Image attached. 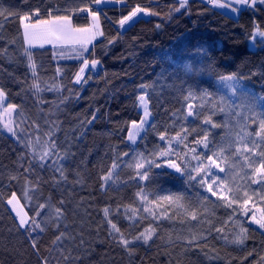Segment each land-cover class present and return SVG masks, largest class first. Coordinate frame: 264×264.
<instances>
[{
    "label": "trees",
    "instance_id": "16d2710c",
    "mask_svg": "<svg viewBox=\"0 0 264 264\" xmlns=\"http://www.w3.org/2000/svg\"><path fill=\"white\" fill-rule=\"evenodd\" d=\"M122 1L121 5L96 8L91 0H0V8L7 10L0 16V87L7 93L6 103L19 106L18 121L28 137L47 140L51 132L61 155L69 148L72 153L62 162L66 180H60V173L52 168L33 166L26 171L31 161L28 144L0 129V264H264V230L251 222L253 201L260 200L257 209L264 210V189L250 182L245 175L250 170H243L239 161L234 160L231 178L241 185L242 197L245 191L254 197L245 211L226 207L217 197L199 203L210 194L195 182L185 183L186 177L167 167L153 166L152 178L145 182L134 178L133 169L121 163L118 176L107 184L102 180L117 154L128 152L129 156L122 158L127 162L133 150L149 156L164 146L151 127L136 144L127 139L132 122L142 118L141 95L149 101V125L154 124L158 131L166 129L170 136L180 131L183 123L182 115L174 117L173 113L181 114L187 103L202 106L204 115L215 111L212 119L225 123L224 113L202 100L199 92L185 99L189 86L213 93L217 78L233 74L264 98V41L250 45L256 30L264 31V5L243 8L237 17H231L205 0H187L186 9L180 11L174 10L179 7L177 0ZM136 6L156 14L139 18L120 31L118 21ZM37 8L42 18H47L49 9L53 14H69L75 27L89 26V13L79 9L91 8L100 13L103 35L94 39L87 51L80 47L76 52L66 47L30 49L34 75L20 21L8 17V12L22 16ZM83 59L99 63L95 70L87 71L86 83L77 84L74 79ZM184 65H190L192 72H185ZM34 83L40 91L33 88ZM199 124L196 120L183 126L197 128ZM225 130L223 126L212 130L216 141L225 136ZM246 130L259 139L254 136L259 130L254 122H249ZM195 135H189L186 143ZM173 148L187 151L183 144H173ZM197 150L207 151L202 147ZM140 188L150 199L183 194V203L196 208L198 220L184 216L183 209L168 201L142 205L136 196ZM25 192L30 199L25 198ZM13 193L29 217L37 204L50 206L37 217L44 231L18 229L6 204ZM52 206L63 209L59 219H54ZM144 206L150 211L144 212ZM106 207L108 218L126 237L131 239L151 225L156 229L153 239L147 245L137 242L125 249L118 243V235L111 232L103 211ZM132 209L137 210L134 220L128 218ZM165 212L172 219L165 218ZM241 227L247 229L246 239L235 243ZM215 228L222 231L217 233ZM193 234L197 239L189 244Z\"/></svg>",
    "mask_w": 264,
    "mask_h": 264
},
{
    "label": "snow or ice",
    "instance_id": "6c2138e0",
    "mask_svg": "<svg viewBox=\"0 0 264 264\" xmlns=\"http://www.w3.org/2000/svg\"><path fill=\"white\" fill-rule=\"evenodd\" d=\"M91 2L96 5H101L109 2V0H91ZM115 2L121 3L122 0H115ZM177 3L179 4V7L174 9L175 11H180L181 8L186 9L187 0H177ZM209 3L213 6L231 9L232 12H239L241 8L255 9L258 4L264 5V0H225L223 3H221L220 0H209ZM5 11L7 10L0 8V16H4ZM79 11H86L91 16L92 24L89 27H74L71 15L53 14V9H49L47 11V18L41 17L39 8L29 13H25L22 16L18 13L8 12V17L16 16L22 25L23 37L25 44L27 45L25 48V54L34 75L36 66L32 61V54L29 51V48L35 46L37 43H39L41 47H43L44 44H52L54 47L57 44H77L83 51H87V45L91 44L96 36L103 35V32L100 30V13L92 10L91 8H83L79 9ZM142 12L145 14H156L149 12L145 8L136 6L126 16H123L118 21V24L121 28H124L126 24L133 21L134 18ZM256 35L264 38V31L257 29L252 37L253 40ZM109 43H112V41H109ZM63 54V51H61L60 55L63 56ZM98 63L99 61L95 59L91 61L83 59L82 66L75 75V83H86L87 81L84 78V73L86 70L95 69ZM192 70L193 69L190 65H184L185 72H192ZM219 81L221 84L230 89L232 96H237L238 93L240 96H245L247 94L246 90L240 84V78L233 74L220 76ZM33 88H35L36 91H40V87L37 83L33 84ZM184 91L185 89L181 86V92ZM197 92H199L202 100H207L208 103L212 105L213 109H218L220 112L225 111L224 99L221 98L218 104L215 103L214 94L207 88H197L193 90L191 86H189L185 99H192L196 96ZM6 97L7 93L3 87H0V123H2L3 129L15 137L17 136L15 129L18 125H15L14 120H5L4 117H10L13 113L19 115L17 111L19 106L12 103H6ZM138 100L140 106L144 110L143 118L138 123L135 121L132 122L128 131L127 139L132 144H136L137 138L140 137L141 132H147L148 127H151L153 131L158 132L159 140L164 142V146L154 150L149 154V156H145L143 153L133 150L134 154L127 162H123L122 158L129 156L128 152L117 154L113 159L109 170L102 177L105 184L112 181L114 175L118 176V170L121 167V163H126L128 168L133 169L135 172L134 178H138L140 181L145 182L152 178L150 174L153 166L156 168L167 167L172 169L175 173H178L181 177H186L185 183L193 185V182H195L196 185L200 188H204L207 193L210 194V196H203L200 198L199 203L202 204L203 202L209 201L210 197H217V199L223 202L226 207L231 208L234 204L239 202L241 208H247L249 200L252 199L248 192H244L245 198L241 201L239 195H232V188L227 183V174L225 178H221L219 175V173L225 172V167L222 166V164H226L230 160H238L240 157H243L241 168L250 170L246 171L245 175L250 177V182L252 184L260 185L261 188L264 189V120L260 122L259 130L254 133V136L259 139H254L252 133L246 132L243 129H241L240 132L233 137L231 135V129H229L228 135L222 136L219 141H216L215 134L212 130L222 126L227 128L229 122H225L223 125L216 123L212 119L215 115V111L209 110V114L204 115V108L202 106L187 103L181 114L173 113V116L178 117L182 115L183 123H192L196 120H200V124L197 128H189L184 127L182 123L181 130L176 132L174 136H170L166 129L165 131H158L154 124H148L150 111L147 96L141 95ZM231 114L239 119H244L241 113L235 111V108L232 109ZM201 117L203 118L201 119ZM189 118H192V120L190 121ZM193 133L196 134L194 140L191 143H186L188 136ZM47 135V140H42L38 136L36 137L35 143L29 141L27 147L31 149V161L30 168L26 171H31L33 166L41 169L52 168L60 173V180H66L67 178L64 176V165L62 162L66 161L72 154L70 148L65 150L64 154L61 155L55 139L52 138L53 133L50 132ZM173 144L177 147L183 144L187 151H176L173 148ZM210 145H212L211 148ZM200 147L207 151L204 153L198 152L197 149ZM208 152H211V154L209 155ZM202 156L203 158H201ZM192 160H195L197 163L192 165ZM228 167L230 169L234 168L235 164H228ZM213 169H217L218 171H213ZM11 178L15 179V177ZM24 195L25 198L30 199L27 192H25ZM136 196L140 199L142 205H155L159 201L174 203L177 207L183 209L184 216L190 217L191 220L194 221L198 220V212L196 208L194 206L186 207L183 203L185 200L183 194H169L163 197L150 199L149 193L146 192L144 188H140V190L136 193ZM261 198L264 199V196ZM18 203L19 201L15 193H13L7 200V204L12 206V211L15 212L16 217L19 220L17 225L18 229H23L29 233L34 232L37 229L44 231L37 217H41L45 209L50 206L47 203L37 204L34 215L29 217L27 213L22 214L21 211L17 209ZM60 203L62 204L63 201H60ZM52 211L55 214L54 219H59L63 213V209L56 206H52ZM103 211L107 223L110 225L111 232L118 235V243L125 249H129L131 245L137 242H142L147 245L149 241L153 239L156 229L151 225L129 239L123 234L117 224L113 223V221L108 218L109 208L106 207ZM117 211H119V208ZM143 211L149 212L150 210L147 206H144ZM233 211L235 212L236 209H233ZM136 212V209H132V215L128 218L130 220H134ZM150 214L153 215L154 218L159 219V217H156L155 213ZM244 214L247 215V212ZM163 215L167 219H172V217L167 216L166 212ZM251 221L252 223L258 225L260 229H264V210H261L259 218H257L255 213H253ZM211 230L212 228L210 227L208 229L209 233ZM215 231L219 233L222 231V228H215ZM246 232L247 229L241 227V231L237 233L234 242L243 243L244 239H246ZM61 235H63V233ZM59 239L60 237L58 236L57 240ZM196 239V235L193 234L189 238L188 243L192 244L196 241ZM32 246L33 248H36L35 240H33ZM45 264H47L46 261Z\"/></svg>",
    "mask_w": 264,
    "mask_h": 264
},
{
    "label": "rangeland",
    "instance_id": "374dc122",
    "mask_svg": "<svg viewBox=\"0 0 264 264\" xmlns=\"http://www.w3.org/2000/svg\"><path fill=\"white\" fill-rule=\"evenodd\" d=\"M220 2L223 3V2H225V0H220ZM115 4H116L115 0H109V2H107V3L101 4V5H96L95 4V6L97 8V7H101V6H111V5H115ZM117 4L121 5V4H123V1L121 3H117ZM214 7L216 9L222 11L223 13L227 14L228 16H231V17H237L238 14H239V12H232L231 9H228V8H221V7H218V6H214ZM141 8H143V7H141ZM241 9H243V8H241ZM149 15L150 14H145L143 12L139 13L138 16L135 17L133 21H130L129 24H126L124 26V28H121L119 24H118V28H119L120 31H123L127 27H129L133 22H135L137 19H139V18H147V17H149ZM89 19H90V24H89V26H90L92 24L91 16H90ZM89 26H87V27H89ZM21 31H22L21 33H22L23 43H24L25 47H27V45L25 44L24 37H23L22 25H21ZM98 37H99V35L96 36V38H98ZM256 40L258 42H263L264 38L256 35L255 39L251 40L250 45L251 46H255L256 45V42H255ZM89 45L90 44H88L87 46H89ZM43 47H54V46L52 44H44ZM55 47H66L67 50L70 49L69 50L70 52H76V49L78 47H80V46L77 45V44H57ZM33 48H41V46H40L39 43H37L35 46L29 48V50L33 49ZM92 70H95V69H91V71ZM87 71L88 70H86V72L84 73V76L86 75ZM74 82H75V79H74ZM215 83H216V85H215L216 86V90L213 92V94L215 96V103L218 104L220 102L221 98L224 99V101H225V105H224L225 111L223 112L224 113V116H223L224 117V122H229L228 123V127L225 128L226 129L225 130V136L229 134V129H231V135L233 137H235V135L237 133H239L241 129H243L244 131L248 132V130H246V129H247L248 125H249V122H254L256 127L259 129L260 122L262 120H264V99H261L262 98L261 96H259L256 93H254L251 89L243 86L241 83L240 84L246 90V93H247L245 96H240L239 93L237 94V96H232L230 89H228L225 85L221 84L220 81H219V78H217L215 80ZM138 102H139V100H138ZM233 108H235V111L241 113L242 116L244 117V119H239L238 117L233 116L231 114V111H232ZM139 111L142 113V118H143L144 110L140 106V103H139ZM249 117H250V119H249ZM4 119L5 120L12 119V120L15 121V125H18V127H16V129H15L16 132H17V136H15V138L17 140H22V141L26 142L27 144L29 143V141H32L33 143H35V141L30 138L31 136L28 137L27 133L22 129V125L18 121V115L17 114L13 113L10 117L9 116H5ZM150 119H151V116H149V118H148V124L150 122ZM130 127H131V125H130ZM130 127H129V129H130ZM0 129L6 134H10L5 129H3L2 123H0ZM142 133L143 132H141V134ZM141 134H140V136H141ZM127 136H128V134H127ZM138 139H139V137L137 138V140ZM129 143L132 144L130 141H129ZM132 145H134V144H132ZM234 160L235 159L228 161L226 164H222V166L225 167V172L219 173V175H220L221 178H225L226 174H227V183L232 188V195H239L240 200L242 201L244 199V197H242L240 195V193H239V190H241L242 187H241V185L239 183L236 184V182H234V180L231 178V176H233L232 173H234V171H233L234 169L233 168L230 169L228 167V164H233L235 162ZM237 161H239L240 163H243V157H240ZM213 171H218V170L217 169H213ZM252 199H254V197H252ZM6 204H7V201H6ZM259 204H260V200H255L251 204V208L254 209V213L256 214L257 218H259V216L261 214V211L259 209H257L258 208L257 205H259ZM7 206L9 208L10 212L12 213V215L14 216L15 221H17V223H19V220L16 217L15 212L12 211V206L8 205V204H7ZM232 207H235V208H237V210H240V211H245L246 210V208H241L240 207V203L239 202L237 204H234ZM17 209L20 210L22 214L26 213V211L24 210V208L21 205L20 201L17 204ZM252 224L255 225L256 227H258V225L254 224V223H252Z\"/></svg>",
    "mask_w": 264,
    "mask_h": 264
},
{
    "label": "built area",
    "instance_id": "2783aa9c",
    "mask_svg": "<svg viewBox=\"0 0 264 264\" xmlns=\"http://www.w3.org/2000/svg\"><path fill=\"white\" fill-rule=\"evenodd\" d=\"M205 1H206L205 3H207V4L211 5V3H209V0H205Z\"/></svg>",
    "mask_w": 264,
    "mask_h": 264
}]
</instances>
